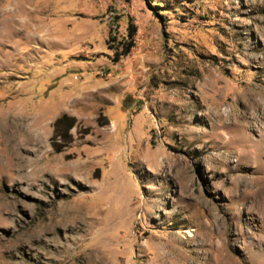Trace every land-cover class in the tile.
I'll return each mask as SVG.
<instances>
[{"label": "rangeland", "instance_id": "rangeland-1", "mask_svg": "<svg viewBox=\"0 0 264 264\" xmlns=\"http://www.w3.org/2000/svg\"><path fill=\"white\" fill-rule=\"evenodd\" d=\"M0 264H264V0H0Z\"/></svg>", "mask_w": 264, "mask_h": 264}, {"label": "trees", "instance_id": "trees-1", "mask_svg": "<svg viewBox=\"0 0 264 264\" xmlns=\"http://www.w3.org/2000/svg\"><path fill=\"white\" fill-rule=\"evenodd\" d=\"M134 33L133 27L129 29V37L132 38ZM133 43L131 41L125 43H121L120 52L118 51V48H114V55L115 60H118L119 56L125 55L129 52L130 48L132 47ZM100 117H98L99 120ZM75 118L66 114H62L59 117H57L54 120L53 123V134H52V140L55 141L57 137L62 138L65 143L69 142L71 139V133L70 130L75 125ZM52 146L56 152H61L64 148L65 144L62 143H52Z\"/></svg>", "mask_w": 264, "mask_h": 264}, {"label": "built area", "instance_id": "built-area-1", "mask_svg": "<svg viewBox=\"0 0 264 264\" xmlns=\"http://www.w3.org/2000/svg\"><path fill=\"white\" fill-rule=\"evenodd\" d=\"M113 4H119L122 0H112ZM111 15H113L114 13L111 11L110 12Z\"/></svg>", "mask_w": 264, "mask_h": 264}, {"label": "bare ground", "instance_id": "bare-ground-1", "mask_svg": "<svg viewBox=\"0 0 264 264\" xmlns=\"http://www.w3.org/2000/svg\"><path fill=\"white\" fill-rule=\"evenodd\" d=\"M192 229H190V230H188V235L190 236V237H192L193 236V233H192Z\"/></svg>", "mask_w": 264, "mask_h": 264}]
</instances>
